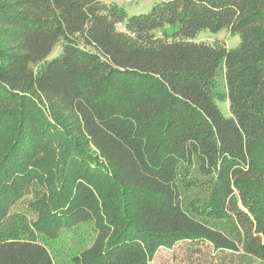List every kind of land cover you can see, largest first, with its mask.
Instances as JSON below:
<instances>
[{
  "label": "trees",
  "instance_id": "trees-1",
  "mask_svg": "<svg viewBox=\"0 0 264 264\" xmlns=\"http://www.w3.org/2000/svg\"><path fill=\"white\" fill-rule=\"evenodd\" d=\"M178 242L264 263V0H0V264Z\"/></svg>",
  "mask_w": 264,
  "mask_h": 264
},
{
  "label": "rangeland",
  "instance_id": "rangeland-1",
  "mask_svg": "<svg viewBox=\"0 0 264 264\" xmlns=\"http://www.w3.org/2000/svg\"><path fill=\"white\" fill-rule=\"evenodd\" d=\"M106 3L114 2L122 7L128 15L147 13L159 0H102ZM171 31V30H169ZM197 42L213 44L222 42L227 48H233L239 43V36L232 35L226 30L217 33L202 31L195 39ZM55 50L53 55L57 54ZM224 116L228 117L227 102H217ZM214 252L210 245L195 244L194 242H178L172 249L160 248L150 264H211ZM214 260V259H213ZM226 264H229L227 261ZM237 264V263H234ZM246 264H264L261 260L250 259Z\"/></svg>",
  "mask_w": 264,
  "mask_h": 264
}]
</instances>
